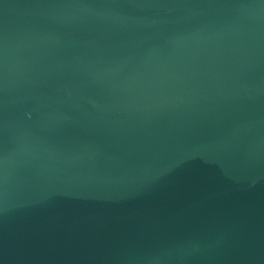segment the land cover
<instances>
[{
	"label": "water",
	"instance_id": "water-1",
	"mask_svg": "<svg viewBox=\"0 0 264 264\" xmlns=\"http://www.w3.org/2000/svg\"><path fill=\"white\" fill-rule=\"evenodd\" d=\"M0 264H264V0H0Z\"/></svg>",
	"mask_w": 264,
	"mask_h": 264
}]
</instances>
